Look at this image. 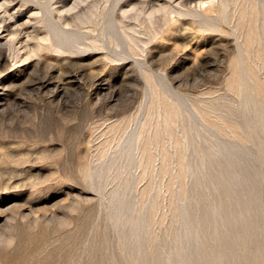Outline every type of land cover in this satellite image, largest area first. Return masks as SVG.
Here are the masks:
<instances>
[{
  "label": "rangeland",
  "instance_id": "rangeland-1",
  "mask_svg": "<svg viewBox=\"0 0 264 264\" xmlns=\"http://www.w3.org/2000/svg\"><path fill=\"white\" fill-rule=\"evenodd\" d=\"M203 1L0 0V264H264V0Z\"/></svg>",
  "mask_w": 264,
  "mask_h": 264
},
{
  "label": "bare ground",
  "instance_id": "bare-ground-1",
  "mask_svg": "<svg viewBox=\"0 0 264 264\" xmlns=\"http://www.w3.org/2000/svg\"><path fill=\"white\" fill-rule=\"evenodd\" d=\"M197 0H184V3L185 4H188V3H192V2H196ZM215 1V0H214ZM182 2V1H181ZM208 2V1H207ZM212 2V1H211ZM206 4V2L205 1H203V0H198V5H203V4ZM243 11H244V8H243ZM250 13V12H249ZM175 18V17H174ZM246 21V20H245ZM235 25H236V23H235ZM248 27V26H247ZM244 30V29H243ZM251 30H252V28H251ZM246 32H247V30H246ZM246 35V34H245ZM251 37V36H250ZM252 37L254 38V36L252 35ZM255 37H257L256 35H255ZM1 60H2V58H1ZM5 64V63H4ZM1 66V65H0ZM4 66V65H3ZM146 152V151H145ZM151 161V160H150Z\"/></svg>",
  "mask_w": 264,
  "mask_h": 264
}]
</instances>
